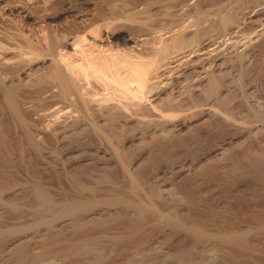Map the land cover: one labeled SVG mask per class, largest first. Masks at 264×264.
Listing matches in <instances>:
<instances>
[{
	"label": "rangeland",
	"instance_id": "374dc122",
	"mask_svg": "<svg viewBox=\"0 0 264 264\" xmlns=\"http://www.w3.org/2000/svg\"><path fill=\"white\" fill-rule=\"evenodd\" d=\"M178 31L204 49L128 116L43 81ZM0 112V264H264V0H0Z\"/></svg>",
	"mask_w": 264,
	"mask_h": 264
},
{
	"label": "bare ground",
	"instance_id": "6f19581e",
	"mask_svg": "<svg viewBox=\"0 0 264 264\" xmlns=\"http://www.w3.org/2000/svg\"><path fill=\"white\" fill-rule=\"evenodd\" d=\"M220 22L223 24L222 27L224 26L226 29L228 25L234 22V20L233 17H230L229 15L226 16L224 15L220 17ZM106 27H108L107 24ZM195 32H193L191 35H187L185 31H178L168 36V38L158 37L160 41V45L157 48H155L153 52L150 51L151 53H147V54L146 52L144 53L143 51H142L143 53L140 51L138 52L110 51V52H103L100 54L96 53L97 55H93L95 53L91 54L89 49L85 50L84 48H80L77 49L79 51L78 59L72 60V59H67L64 56V54L59 53L57 57L53 58L52 61L53 66L52 65L50 66L52 67L51 70L50 68H48L49 71L46 72L43 81H48L47 83H50V85L52 82V85L58 88L55 89L56 92L58 90V94L59 93L62 95L74 94L77 97V99L80 100V102L82 101L81 103L83 104V106H85L84 104H86L85 106L86 108L88 104L93 103L92 105H95L98 108L97 109L95 108V106H93L95 110H101V112H104L102 109H105V112L125 111V113L126 111H128L127 115L123 113L125 116H128V113L130 114L133 111L135 112L139 109L141 110L142 109L141 107H143V104L145 100L149 98V95L156 90L158 91L159 89L158 81L156 83V82H151V80L156 76V74L158 75V73L160 72L159 69L162 68V66L167 65L165 67L169 69L171 68V66L168 65L171 62H173L170 60L172 59V53L175 52L177 54L180 52L181 54V52L184 49H189L194 47H196L197 48L196 50L198 51L204 49V47L201 44L202 37L200 38V36H198L200 32L197 31L198 32V33L196 32L197 34ZM204 33L205 31H203L201 34L203 35ZM79 40L85 41L83 37H79ZM91 42L92 43H90L91 44L90 47L95 46L97 44L95 39ZM31 46L33 47V45ZM30 48L28 50V53H30V59L31 58L38 59L44 56V53L42 52L43 54H41V51L39 52V49L30 50ZM191 51L193 52V49H191ZM183 53L181 55L178 54L179 56H177V59H175V61L184 60L188 56V55L186 56V54ZM203 78H204L203 80L204 84H202L199 91L202 92L204 96H208L214 93L221 85L220 78L214 75L213 73L204 75V77L202 76V79ZM35 81L37 82L38 80ZM47 83L45 82V84ZM92 84L93 85L96 84V86H93ZM89 86L91 88H89ZM10 95L13 96L12 91L11 94L10 92L6 94L7 97L11 98ZM69 95H67V97H70ZM201 97H203V95ZM74 98L72 97V99ZM74 101H75L74 103L77 102L76 98ZM86 108H84L85 111ZM129 110L130 111L133 110V111L130 112ZM171 115L172 113L170 114V116ZM99 125L96 124L95 128L100 130L101 125L100 126Z\"/></svg>",
	"mask_w": 264,
	"mask_h": 264
}]
</instances>
